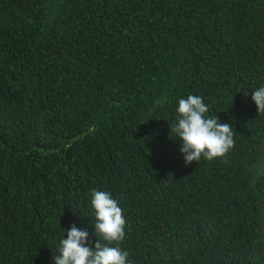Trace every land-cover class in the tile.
I'll list each match as a JSON object with an SVG mask.
<instances>
[{
  "label": "trees",
  "instance_id": "obj_1",
  "mask_svg": "<svg viewBox=\"0 0 264 264\" xmlns=\"http://www.w3.org/2000/svg\"><path fill=\"white\" fill-rule=\"evenodd\" d=\"M264 0H0V264H55L93 189L127 264H264ZM234 147L185 165L180 99Z\"/></svg>",
  "mask_w": 264,
  "mask_h": 264
},
{
  "label": "clouds",
  "instance_id": "obj_2",
  "mask_svg": "<svg viewBox=\"0 0 264 264\" xmlns=\"http://www.w3.org/2000/svg\"><path fill=\"white\" fill-rule=\"evenodd\" d=\"M252 99L259 113H264V87L254 90ZM177 112V122L169 126L170 137L175 135L182 141L180 151L186 166L199 162L201 157L209 161L223 157L234 147L231 126L221 123L218 117L207 116L209 107L202 97L189 94L186 99H180ZM91 197L95 233L108 243L102 244L98 239L93 250L86 246L88 232L73 225L66 230L67 238L60 241L55 264H127L128 253L110 246L125 238L126 220L122 208L108 192L93 189Z\"/></svg>",
  "mask_w": 264,
  "mask_h": 264
}]
</instances>
